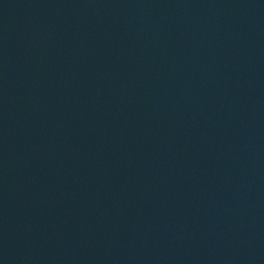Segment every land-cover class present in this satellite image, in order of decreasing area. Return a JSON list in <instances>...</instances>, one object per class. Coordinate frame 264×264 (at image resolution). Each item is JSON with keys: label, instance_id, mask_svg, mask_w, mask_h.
Listing matches in <instances>:
<instances>
[{"label": "water", "instance_id": "water-1", "mask_svg": "<svg viewBox=\"0 0 264 264\" xmlns=\"http://www.w3.org/2000/svg\"><path fill=\"white\" fill-rule=\"evenodd\" d=\"M0 264H264V0H0Z\"/></svg>", "mask_w": 264, "mask_h": 264}]
</instances>
